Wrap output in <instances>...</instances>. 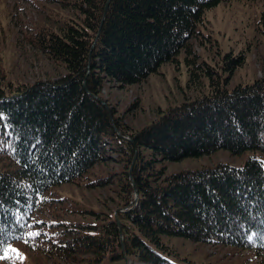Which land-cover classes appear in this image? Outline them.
<instances>
[{"label":"trees","instance_id":"obj_1","mask_svg":"<svg viewBox=\"0 0 264 264\" xmlns=\"http://www.w3.org/2000/svg\"><path fill=\"white\" fill-rule=\"evenodd\" d=\"M36 1L65 10L63 20L31 43L65 73L0 87L3 246L27 240L38 254L78 264H177L164 240L177 237L264 258L259 157L239 167L220 162L171 175L157 164L222 149L264 153V76L229 87L246 55L225 53L218 72L197 60L189 43L199 40L205 12L222 0ZM182 51L193 64L190 81L207 87L201 96L170 106L136 130L103 103L106 82L140 84ZM110 164L119 167L97 174ZM66 185H115L114 207L61 205L66 197L58 189ZM43 212H50L48 225L38 227L34 218ZM77 213L87 219L77 220Z\"/></svg>","mask_w":264,"mask_h":264},{"label":"rangeland","instance_id":"obj_2","mask_svg":"<svg viewBox=\"0 0 264 264\" xmlns=\"http://www.w3.org/2000/svg\"><path fill=\"white\" fill-rule=\"evenodd\" d=\"M63 15L65 10L61 5H44L36 0H0V87H4L8 81L31 84L40 80H54L65 73L49 59L47 53L31 44L35 42L39 32L63 20ZM198 32L199 40L194 38L189 42L192 43V51L197 60L214 66L218 72L221 71L218 67L224 63L221 57L225 53L246 55L245 64L230 77L229 87L251 84L253 80L264 76V0H222L216 7L205 12ZM192 66L193 64L187 63L182 51L176 60L163 64L156 73L140 84L120 88L114 82H106L101 94L102 101L113 107L130 129H139L155 120L161 111L170 106L195 99L206 92L207 87L203 88L201 82L190 81ZM203 80L206 77L203 76ZM253 155L264 162V153L259 150L233 154L222 149L198 158L157 164L164 165L166 173L171 175L220 162L239 167ZM118 167L110 164L96 170L101 175L102 171ZM90 177L92 180L96 178L94 174ZM115 189V185L98 189L66 185L58 190L63 191L60 197H66L61 205L103 211L108 205L114 207L110 198L116 195ZM43 213L34 218L38 227L48 225L50 212ZM69 217L62 216L64 219ZM75 217L77 220L87 219H83L79 213ZM164 240L175 250L178 258L174 259L177 264H264L263 256L252 251L206 246L177 237H164ZM10 246L26 257L22 264H78L61 259L54 261L33 251L22 241ZM0 264H21V261L6 260L0 261ZM126 264L141 263L129 260Z\"/></svg>","mask_w":264,"mask_h":264},{"label":"snow or ice","instance_id":"obj_3","mask_svg":"<svg viewBox=\"0 0 264 264\" xmlns=\"http://www.w3.org/2000/svg\"><path fill=\"white\" fill-rule=\"evenodd\" d=\"M39 233H33L29 239H34L36 236H38ZM28 241L26 240L25 243ZM26 257H23L22 254L18 249L12 248L10 245L8 247L3 246V242L0 241V261H6V260H19L21 261V264L23 260Z\"/></svg>","mask_w":264,"mask_h":264},{"label":"water","instance_id":"obj_4","mask_svg":"<svg viewBox=\"0 0 264 264\" xmlns=\"http://www.w3.org/2000/svg\"><path fill=\"white\" fill-rule=\"evenodd\" d=\"M108 2H109V1H108ZM107 6H108V3L106 4L105 11H106V9H107ZM104 17H105V12H104V15H103V19H102V23H101L100 29L102 28V24H103V21H104ZM103 103H105V102L103 101ZM105 104H106V103H105Z\"/></svg>","mask_w":264,"mask_h":264}]
</instances>
